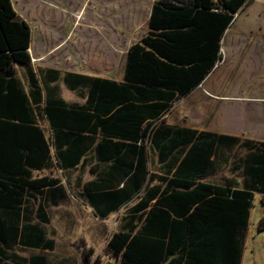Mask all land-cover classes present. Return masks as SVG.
Masks as SVG:
<instances>
[{
	"label": "trees",
	"instance_id": "obj_1",
	"mask_svg": "<svg viewBox=\"0 0 264 264\" xmlns=\"http://www.w3.org/2000/svg\"><path fill=\"white\" fill-rule=\"evenodd\" d=\"M249 2L159 0L152 6L146 33L127 51L121 83L66 75L63 81L68 87L89 89L84 105H69L51 98L47 91L44 110L55 136L61 135L62 115L78 124L80 136L84 130L82 117L88 115L85 111L122 114L130 127L138 126L128 129V137L137 140L127 145L133 148L130 153L137 156L135 169L145 168L146 142L161 165V175H150L148 184L153 186L127 211L122 218L125 224L121 223L106 243L114 264H240L255 195L260 197L262 208L257 231L264 232V143L159 125L172 104L186 98L221 62V40L234 16ZM17 17L12 1L0 0V154L10 155L25 148L34 155L27 163L41 170L51 166L49 145L44 133L34 126L35 118L27 116L32 113L30 100L15 78L17 66H30L31 29L24 20L16 21ZM39 72L49 84L48 89L53 90L56 71ZM29 82L34 89V104H39L40 90L30 73ZM111 89H119L120 93L110 94ZM26 121L30 125L22 123ZM105 122L101 120L99 125ZM67 123L64 126L72 127ZM233 150L246 153L233 160ZM1 164L0 160V170ZM217 165L228 169L232 176L220 185L203 182ZM23 174L12 177L0 173V264H7L5 256L11 263L26 262L6 253L14 244L8 245L7 236L13 237L24 229L19 224L8 226V218L13 213L23 217L28 214L30 201L36 200L43 188L58 193V202L65 198L58 180H31L30 172ZM105 196L113 202L112 210L129 200L119 197V192ZM154 200L145 216L138 213ZM142 219L146 223L140 228ZM29 264L46 262L40 258Z\"/></svg>",
	"mask_w": 264,
	"mask_h": 264
},
{
	"label": "rangeland",
	"instance_id": "obj_2",
	"mask_svg": "<svg viewBox=\"0 0 264 264\" xmlns=\"http://www.w3.org/2000/svg\"><path fill=\"white\" fill-rule=\"evenodd\" d=\"M11 1L17 16L31 29L30 66L38 73L40 69L58 71L59 94L70 102L79 98L65 88L66 73L119 79L126 52L144 32L142 23H136L138 16L123 13L127 4L135 7L136 0ZM221 55L210 77V90L198 89L204 99L180 101L176 120L198 130L264 143V0H250L234 16ZM15 72L25 76L21 67ZM244 153L233 150L230 157L236 160ZM231 176L223 169L210 180L221 183ZM67 191L68 201L48 211V231L55 240L54 252L47 255L49 264H114L106 243L118 231L124 212L107 221L95 220L72 199L68 187ZM261 217L260 197L255 195L242 240L241 264H264V232L257 231Z\"/></svg>",
	"mask_w": 264,
	"mask_h": 264
},
{
	"label": "crops",
	"instance_id": "obj_3",
	"mask_svg": "<svg viewBox=\"0 0 264 264\" xmlns=\"http://www.w3.org/2000/svg\"><path fill=\"white\" fill-rule=\"evenodd\" d=\"M157 1L159 0H136L137 3L135 4V7L129 8V5L127 4V9L126 7L123 9V11L126 9L123 12L126 16L131 15L139 17L140 15H142L143 19L141 18V20H138V17L136 19V23L140 24L141 22L144 28V32L142 33L140 39L148 29L151 9L153 4ZM223 41L224 36L221 40V46ZM125 61L123 69L120 72L119 79L115 78V76L107 77L82 73H66L63 78L66 75L71 74L93 79L111 80L116 83H121L125 70ZM21 68L25 69V76L21 78L18 73H15V78L18 80L30 100L32 113L26 114L27 116H29V118L30 116H33L35 118L37 125L34 126L44 133L45 140L49 145V164L51 163V166L49 168H41V170H35L33 166L27 163V161L31 160L32 157L34 158V155L29 154L24 148V150L17 149L15 153H11L10 155L0 154V160L2 163L0 173L3 175L8 174L9 176L13 177V175H24L23 172L28 171L31 174V180L46 177L49 179H56L59 181L58 186L62 187L65 192V198L61 200V202H58V193L53 192V190H48V188H43L41 190L42 194L39 195L36 200L33 199L30 201L28 214H25L23 217L22 214L19 215L18 213H13L8 218L9 221L7 225L11 226L19 224L20 226H24V229L23 232H20L13 237L7 236L8 245H11L12 243L14 244L12 249H6V253L7 255L9 254L12 256L16 255L20 260H22V262L26 261L23 262L25 264H29L31 261L40 258L44 259L46 264H49L47 255L54 252L55 240L53 235L48 231V226L50 224L48 211L50 209L59 208L61 205L65 204L68 201L69 196L67 187L72 193V199L80 203L84 208L88 209L95 220L107 221L112 216L117 215L120 212H124L119 220V230L120 224L122 223V218L127 215V211L135 206L137 202H139L140 198L145 194L146 190L150 186H153L152 184H148V178L150 177V175H161V165L158 163L157 156L154 153L155 151H151L148 142L145 141V168H141L138 166L135 169L137 165V156H133V154H131L132 152L130 153L133 148L129 149L127 145L134 144L137 140L136 138L130 139L128 137V129L136 128L138 126L130 127L128 123L125 122L127 118H125L122 114H114L113 116H111L112 112H109L111 114H108L107 112L106 114H103L93 109H89L87 110V112L85 111V114L88 115H84L82 117V120H84V122L82 123V127L84 128V130H81L80 136H78V124L70 121L69 117H67L66 115H62L61 122H63L64 124L68 122L67 124L72 127H68L67 125L64 126L63 124V126H61L60 128L61 135L55 136V128H53L49 123L44 110L47 91L48 93H50L49 95L51 96V98H59L69 105H84L88 97L87 94L89 89L79 87L70 88L63 81L67 91L75 93L79 98L78 102H70L65 100L59 94L61 75L58 71L54 70L57 73V82L54 83L55 87L53 90H51V88L48 89L49 84L41 79L40 72H35V70L31 66H29L28 68ZM29 73L33 75V78L37 82V86L40 90L41 101L39 104H34L35 102L32 99V92L34 91V89L29 82ZM211 75L212 73L202 82L201 85L191 91V93L186 98L176 100L172 104L170 110L160 118L161 122L159 121V125H163L166 127L184 128L187 130L197 131L199 133L209 132L201 129L198 130L187 123L181 124L179 120L176 119L177 112L179 110L178 103L180 101L193 97L197 100L195 102L197 103L199 101L201 102L204 99V95H202V93H199L198 89L201 87L203 90H210ZM119 93V89L110 90V94ZM115 104L122 105L117 103ZM92 106L94 107L95 103ZM173 115L174 119L172 118ZM101 120H104V122L105 120H107L104 123V126L99 125V121ZM22 123H24L25 125H30L28 124V121ZM100 126L104 127L105 130L101 129ZM68 133H73V135H69ZM141 133L142 128L139 130V134ZM71 160H75L76 162L71 163ZM32 164H34V162ZM223 169L226 168H222L217 165L214 169L215 172L212 175L206 177L203 182L220 185L218 181L214 182L213 180H210V178L216 177ZM14 170H19V172ZM172 172H174V170H172ZM62 183H65L66 186ZM112 192H119V197L125 199L129 198V200L117 210H112L114 209V204L111 200L108 199V197L105 196V194ZM89 196L95 197L91 199L89 198ZM155 201L156 200L152 201L146 210L139 211L138 213H144L145 216L151 209ZM143 221L144 219L139 222L140 228L144 223ZM122 224H125V222ZM35 241L39 242L36 243ZM2 247L3 245L0 243V249ZM3 261L7 264H15L7 260V256L4 257Z\"/></svg>",
	"mask_w": 264,
	"mask_h": 264
},
{
	"label": "water",
	"instance_id": "obj_4",
	"mask_svg": "<svg viewBox=\"0 0 264 264\" xmlns=\"http://www.w3.org/2000/svg\"><path fill=\"white\" fill-rule=\"evenodd\" d=\"M15 20L16 21H23L21 17H17Z\"/></svg>",
	"mask_w": 264,
	"mask_h": 264
}]
</instances>
